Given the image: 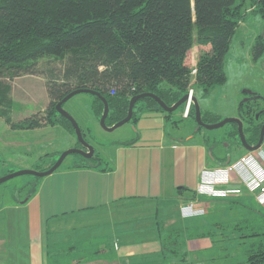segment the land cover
<instances>
[{
    "label": "trees",
    "instance_id": "obj_1",
    "mask_svg": "<svg viewBox=\"0 0 264 264\" xmlns=\"http://www.w3.org/2000/svg\"><path fill=\"white\" fill-rule=\"evenodd\" d=\"M248 1L249 8L264 16V0H0V117L14 129L63 126L76 134L72 123L59 114L55 106L78 88L99 91L107 99L108 125L127 116L130 100L137 94L155 93L168 105L195 85L208 94L226 82L225 54L246 15ZM195 42L207 52L197 65V73L192 75L188 53ZM263 52L264 37L259 35L254 46L255 57ZM44 59L59 61L61 65L37 67ZM37 73L46 76L49 104L42 115L15 121L13 85L5 78ZM92 95V112L99 120L104 104L98 96ZM259 98L261 96L248 97L238 108L248 126L244 129L248 143L257 142L260 136L264 114L256 117L262 108L257 103ZM182 108L183 105L181 118L192 122L194 132L201 131L203 127L196 122L194 105L188 117H183ZM177 110L165 111L152 97H143L136 101L129 122L135 124L144 113L160 111L168 123L179 126L180 120L173 118ZM202 119L216 122L220 118L210 120L202 112ZM232 125L227 135L236 140L228 141L227 154L240 143L237 125ZM82 132L86 138L83 128ZM135 141L134 138L119 143ZM217 156L212 153V157L219 159ZM228 157H220V160ZM99 160L101 163L102 158H84L72 166L92 162L97 165ZM37 182L31 183L29 194H34ZM240 192L241 189L231 192L233 194L218 195L216 204L206 213L181 216L183 219L177 227L165 226L169 215L160 213V204L146 207L151 221L150 231L145 232L161 244L158 264H210L217 263L220 256L221 264H264V205L257 202L254 195ZM198 195L192 191V195L184 198L188 203L209 196ZM125 210L131 211L132 207ZM136 235L129 234V241L146 238L144 234L138 238ZM193 239H208L210 246L190 250L187 244ZM67 242L49 243L48 263L90 261L114 247L107 237ZM59 256L64 260H59Z\"/></svg>",
    "mask_w": 264,
    "mask_h": 264
},
{
    "label": "rangeland",
    "instance_id": "obj_2",
    "mask_svg": "<svg viewBox=\"0 0 264 264\" xmlns=\"http://www.w3.org/2000/svg\"><path fill=\"white\" fill-rule=\"evenodd\" d=\"M248 4L249 1L245 9L246 15L240 21L230 42L229 50L225 54L224 68L227 77L226 82L214 87L208 94H204L202 88L198 85L194 86L195 97L200 104L203 115L210 120L215 119V117L221 120L225 117L238 114L240 103L246 100V97L249 95L246 96L244 90H251L261 96L257 100V103L260 107L264 106V52L258 57H255L254 53L257 37L259 35L264 37V16L260 12L254 11L253 8H249ZM195 32L196 29L194 30ZM206 52L207 49L205 47L195 42L188 53L190 66H197ZM60 65L61 63L59 61H47V59H44L38 62L37 67H59ZM5 79L11 81L13 85L12 96L16 105L14 106L12 115L15 121L22 120L34 114L42 115L45 112L49 104V98L46 88L47 79L44 74H23L15 78L6 77ZM92 102L93 95L91 93L80 92L67 100L63 107L75 118L80 127L86 131L85 139L94 147V157L98 159L103 158L106 164L109 155H113L114 148L119 141L132 140L134 138L137 140L139 138L140 131L137 127L138 122L135 124L127 122L112 131H108L93 114ZM180 111L181 106L173 116L175 120H180L179 126L175 127L174 124L167 122L166 127V133L174 131L173 137L175 139H179L181 133H187L189 131L187 125H192L191 121L188 122L187 119L181 118ZM46 126L49 127L45 128ZM232 127V123H227L222 127L213 129L203 127L202 132L204 131V135H199V131L196 135L197 139L191 141L194 144L192 146L199 145L196 143H201L200 145L209 153L207 158L215 160L212 157L213 152L218 156L219 153L220 155L221 153L224 154L228 141L236 140L234 137L230 138L227 135L233 129ZM179 142L181 141L179 140ZM182 144L179 143V146H182ZM83 147V143L79 141L77 135L63 126L52 127L45 125L38 129H14L4 118L0 117V178L19 170L29 169L40 171L49 164L55 163L63 151ZM185 151V153H188L191 150L186 149ZM243 152H246V150H240L234 156ZM193 153H196L195 148ZM84 158L82 154L70 153L64 159L62 166L80 162ZM99 161L98 163H100ZM44 177L33 174H21L0 184V264L40 263L41 259L45 257L46 251L51 250L50 242H63L65 240V244H67L69 243L67 241L70 239L74 242L83 239H99L100 237H92V234L98 235L104 229L113 230L115 228V222L117 226L122 227L124 220H121V217L127 218L132 216L138 209L134 208L131 211L125 210L121 214L120 210L122 209L120 207L125 202L121 200L115 203L116 210H111L110 214L111 222L105 225L95 220L89 224L92 226L87 225L88 227L85 228L78 225L79 220H72L70 217H66L65 221L67 224H70L71 221L73 222V227L70 226L71 229H68V227L58 229L57 227L55 231L49 232L51 230V224L47 226L46 222L44 223L43 220L35 217L37 226H32L31 223L34 222L32 214L29 213V215L26 213L27 211L24 208L15 210L13 207L30 198L32 196L29 194V191L32 189L31 183L41 181ZM256 187L264 186L260 182ZM185 195H191V192L188 190ZM254 197L257 202L264 205V195ZM160 205L162 206L161 214H171L172 217L170 216L169 218H178V209L175 206V202H162ZM197 213L200 212L198 211ZM168 222H170V219ZM84 233H88L89 235H85ZM47 234L49 240L46 238ZM147 236L148 238L150 237L147 234L146 238ZM191 243V246L198 247L199 243L203 242L197 239ZM46 244H48V247ZM106 253H102L104 254L101 255L102 257L99 256L90 261L76 260L73 264H112L110 263L112 261L107 258L108 254ZM201 256L202 259L208 260L207 256ZM58 258L61 261L64 260V257L61 258L59 256ZM197 258L201 259L199 257ZM218 258L217 263L210 264H221V256ZM203 264H207V262Z\"/></svg>",
    "mask_w": 264,
    "mask_h": 264
},
{
    "label": "crops",
    "instance_id": "obj_3",
    "mask_svg": "<svg viewBox=\"0 0 264 264\" xmlns=\"http://www.w3.org/2000/svg\"><path fill=\"white\" fill-rule=\"evenodd\" d=\"M137 125L140 131L139 138L131 144L118 142L113 155H109L106 164L102 158V162L97 165L93 162L80 167H73V163L61 165L53 173L45 176L41 181L39 180L34 194L13 206L14 209L24 208L26 213H31L34 221L31 223L32 226H37L35 217L46 222L47 226L51 224L49 232H52L57 227L58 229L65 227L69 229L72 226V221L70 224L66 223V217L79 220L78 225L85 228L95 220L105 225L111 222L110 214L111 210H116L115 203L121 200L125 201L120 207L121 214L129 206L132 209L138 208L136 213L127 218L121 217V220H124L122 227L117 226L115 222L113 230L104 229L98 235L92 234V237H107L108 243L114 246L106 253L112 264H158L161 259L159 255L161 244L156 238L143 239L140 237V240L129 241L128 237V234H137V238L140 234L149 235V232L145 231L147 229L150 231L148 227L151 216L145 212L146 207L148 209L149 205L155 206L168 201L175 202L178 218H169L172 217L169 214L164 223L168 227H177L180 225L179 220L183 219L180 205L187 203L184 197H189L185 193L189 190L192 195V191H196L200 181L214 182L220 188L231 190L229 193L238 192L241 189L240 193L257 196L255 193L259 190H257L258 187L255 188L256 185L247 187L235 175L226 176L213 173L214 167L228 162L226 161L228 158L221 161L220 157L230 155L229 159L234 161L246 153L234 156L241 150L236 144L229 150V154L224 152L220 155L219 153L217 156L219 159L211 160L207 158L209 153L200 145L201 143L192 146L191 141L197 139L196 135L199 132H194L193 129L196 130V128H193L194 126L191 124L187 125L189 128L187 133H179L181 139L173 137L174 131L166 133L167 121L160 111L144 113ZM203 132L201 130L199 135L203 136ZM179 143L189 144L179 146ZM194 148L196 153H193ZM186 149L191 151L185 153ZM261 164L263 167L261 185L264 186V159L261 160ZM201 197L204 198L195 201L197 202L196 208L200 210V213L204 211L206 213L219 198L218 196ZM169 219L170 222H168ZM84 234L89 235L88 233ZM195 240L197 239L188 241L187 245L190 250H203L210 246L208 239H199L204 244L199 243L198 247L193 245L192 247L191 242ZM124 241L126 242L124 243ZM100 257L102 256L100 255ZM37 264H48L46 255Z\"/></svg>",
    "mask_w": 264,
    "mask_h": 264
},
{
    "label": "water",
    "instance_id": "obj_4",
    "mask_svg": "<svg viewBox=\"0 0 264 264\" xmlns=\"http://www.w3.org/2000/svg\"><path fill=\"white\" fill-rule=\"evenodd\" d=\"M244 91H245V93H248L252 97L253 96L260 97L257 93H254L251 90H244ZM80 92H88V93L94 94L102 100V102L104 104V109H103V113H102L101 117L99 118V121H100L101 125L105 129H107L108 131H112V130L118 128L119 126L129 122L132 119L134 105H135L136 101L140 98L152 97L153 99H155L159 103V105L162 107L163 110L168 111V112H172V111L177 110L180 106H182L189 96V93L187 92L178 101H176L174 104L168 105L158 95H156L155 93H152V92H144L141 94L134 95L130 100L127 116L124 117L123 119H121L120 121L114 123L113 125H108L106 123V118H107V115L109 113V104H108L107 99L99 91L91 90L88 88L75 89V90L71 91L70 93H68L62 100L58 101L55 107H56V110L59 114L64 116L66 119H68L72 123L73 127L75 128L76 135H77L79 141L83 143L84 147L83 148H71V149H67V150L63 151L60 154L59 159L47 170L39 171V170L25 169V170H19V171L11 172V173L0 178V184L4 181L14 177V176L21 175V174H33V175L39 176V177L50 175L51 173H53L56 169H58L62 165L66 156L69 155L70 153H73V152L82 154L86 159H91L92 157H94V147L92 145H90L86 141V139L84 138L82 128L80 127L79 123L63 107L64 103L67 100H69L72 96H74ZM193 105L195 107L196 122L200 126L206 127L209 129H213V128L222 127L227 123L237 124L238 125V136H239L240 142L246 150L253 151V150H257L258 148L261 147V145L264 141V122L262 124L261 130H260V136H259L257 143L254 145H251L246 140V135L244 133V117H243V114L241 112L238 113L239 114L238 116L235 115V116H231V117H225V118H223L217 122H214V123L205 122L202 119V112H201L200 104H199V102L195 96L193 97ZM263 111H264V108L262 110H260L259 113L256 114V117L258 118L259 114H261ZM229 158L230 157H228L227 161H229Z\"/></svg>",
    "mask_w": 264,
    "mask_h": 264
},
{
    "label": "built area",
    "instance_id": "obj_5",
    "mask_svg": "<svg viewBox=\"0 0 264 264\" xmlns=\"http://www.w3.org/2000/svg\"><path fill=\"white\" fill-rule=\"evenodd\" d=\"M197 73V66H193L191 74ZM189 96L183 104V117H188L189 112L193 105L194 88H190ZM264 159V145L254 151H248L244 155H241L238 159L229 162L223 166H218L213 169V173L216 175H235L247 187L258 185L261 182L263 167L261 160ZM259 191L255 195L264 194V187H258ZM231 190L220 188L216 183L211 181H200L196 188V192L200 195L218 196L228 194ZM200 212V210H198ZM197 212L196 204L194 202H188L182 206V213L185 216H190Z\"/></svg>",
    "mask_w": 264,
    "mask_h": 264
},
{
    "label": "flooded vegetation",
    "instance_id": "obj_6",
    "mask_svg": "<svg viewBox=\"0 0 264 264\" xmlns=\"http://www.w3.org/2000/svg\"><path fill=\"white\" fill-rule=\"evenodd\" d=\"M247 96V95H246ZM248 97H250V96H248ZM248 97H246V99H248ZM244 101H246V100H244ZM264 108V106L261 108V110ZM262 114H264V111H263V113ZM239 114H237L236 116H238ZM263 122H264V117H263V119H262V124H263ZM237 125V124H236ZM262 127V126H261ZM245 128H248V126L246 125V122L244 121V129ZM237 130H238V125H237ZM261 130V129H260ZM245 133V132H244ZM247 133H245V135H246ZM237 137L239 138V136H238V134H237ZM239 142H240V139H239ZM257 142H252V143H250L251 145H254V144H256ZM237 147H239V149H241V150H246L244 147H243V145L241 144V142L240 143H238L237 142ZM262 145H264V141H263V143H262ZM254 151V150H253ZM246 152H248V150H246ZM93 158V157H92ZM95 158V157H94Z\"/></svg>",
    "mask_w": 264,
    "mask_h": 264
},
{
    "label": "clouds",
    "instance_id": "obj_7",
    "mask_svg": "<svg viewBox=\"0 0 264 264\" xmlns=\"http://www.w3.org/2000/svg\"><path fill=\"white\" fill-rule=\"evenodd\" d=\"M214 168H216V167H214ZM214 168H213V169H214ZM190 202H191V201H190ZM193 202L195 203V201H193ZM185 204H186V203H185ZM185 204L180 205L181 213H182V206L185 205ZM195 204H196V203H195ZM196 209H197V208H196ZM197 212H198V210H197ZM197 212L194 213V214H198ZM182 214H183V213H182ZM194 214H192V215H194ZM192 215H190V216H192ZM183 216H185V215H183ZM187 216H188V215H187Z\"/></svg>",
    "mask_w": 264,
    "mask_h": 264
}]
</instances>
